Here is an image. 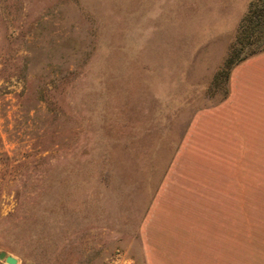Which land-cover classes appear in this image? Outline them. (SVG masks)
Returning <instances> with one entry per match:
<instances>
[{"label":"rangeland","instance_id":"obj_1","mask_svg":"<svg viewBox=\"0 0 264 264\" xmlns=\"http://www.w3.org/2000/svg\"><path fill=\"white\" fill-rule=\"evenodd\" d=\"M260 2L0 0V251L264 264V48L223 68Z\"/></svg>","mask_w":264,"mask_h":264},{"label":"trees","instance_id":"obj_2","mask_svg":"<svg viewBox=\"0 0 264 264\" xmlns=\"http://www.w3.org/2000/svg\"><path fill=\"white\" fill-rule=\"evenodd\" d=\"M253 41H256V45L248 46ZM261 48H264V2L249 7L242 16L236 38L223 60L224 73L235 62Z\"/></svg>","mask_w":264,"mask_h":264},{"label":"crops","instance_id":"obj_3","mask_svg":"<svg viewBox=\"0 0 264 264\" xmlns=\"http://www.w3.org/2000/svg\"><path fill=\"white\" fill-rule=\"evenodd\" d=\"M251 61V60H250ZM249 64L254 65V67L256 68L259 76H261V71L264 70V55L261 57H258L257 59L253 60L252 62H250Z\"/></svg>","mask_w":264,"mask_h":264},{"label":"water","instance_id":"obj_4","mask_svg":"<svg viewBox=\"0 0 264 264\" xmlns=\"http://www.w3.org/2000/svg\"><path fill=\"white\" fill-rule=\"evenodd\" d=\"M3 258L4 262L7 264H15L16 263V258L15 256L11 254H7L4 251H0V259Z\"/></svg>","mask_w":264,"mask_h":264}]
</instances>
